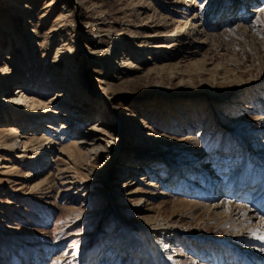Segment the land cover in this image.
<instances>
[{
    "label": "rangeland",
    "instance_id": "rangeland-1",
    "mask_svg": "<svg viewBox=\"0 0 264 264\" xmlns=\"http://www.w3.org/2000/svg\"><path fill=\"white\" fill-rule=\"evenodd\" d=\"M80 1L79 5L75 0H0V58L5 54L10 57L7 61L10 73L5 83L9 82L11 94L16 87L24 85L35 88L44 96L54 97L63 81L72 85L75 80L76 92L93 97L84 99L87 100L85 106L73 92L71 104L77 102V108L66 107L64 96L59 97L64 105L51 101L50 113L55 125L66 113L78 116L81 123L71 129L72 133L70 130L58 137L47 132L53 141L46 156L49 165L41 171L23 166L14 157L22 150L20 138L9 151L0 147V264H83L85 257H92L91 264H142L136 261L134 252L122 253L124 241L114 245L119 227L112 224L110 215L84 216L96 212L107 201V191L96 181L98 178L84 177L89 171L97 176L107 171L109 187L117 185L119 192L128 193L115 201L116 215L117 211L123 210L131 215L129 210L136 209L150 218L166 219L172 231L170 237H164L168 250L181 253L178 259L184 262L182 264H199L200 260L211 264L208 259H198L195 254L201 249L207 253L219 252V248L212 247L211 241L223 236V230L217 232L214 225L188 218L181 209L163 206L162 202L174 198L192 201L191 190L194 189L191 187L185 192L184 184L189 179H185L183 185L179 184L175 189L177 192L165 189L159 182L162 180V160L144 158L148 154L164 155L169 150L174 151L175 145L191 141L197 147L195 156L185 166L189 171L196 172L197 167H201L198 159L216 169L222 165L223 159L228 163L247 161L251 168L247 179L260 178L262 169L258 164L262 163L260 160L256 162L251 155L261 151L264 155V116L261 113L264 112V12L261 15L259 11L250 12L251 16L245 19L246 8L248 10L253 4L246 6L245 2L236 0L235 21L214 31L228 27L233 31L243 25L241 31L245 29V34L251 36L232 34L219 39V45L200 48L184 45L186 42L181 40L171 48L146 50L143 48L160 40L164 45L173 43L172 38H141L144 28L161 23L159 15L178 20L181 26H185L195 14L206 30L209 18L212 21L211 16L213 20L221 18L226 21L228 14L212 15L214 8L217 7V11L220 6L218 0ZM222 1L226 3V0ZM15 2L23 6L14 5ZM67 2L70 3L67 10L74 9L75 15L69 13L65 32L50 42L48 32L56 30L60 8ZM239 2L243 5L238 6ZM256 8L261 11L264 5ZM143 23H146L145 27H141ZM25 25L35 27L34 37L27 39L43 42L44 52L38 46H30L28 40L25 53L14 52L15 39L25 37ZM175 25L165 30L171 32ZM116 42L119 44L114 45ZM119 45L122 46L120 50ZM139 46L142 49H138ZM114 49L119 55L113 63L115 66L110 67L107 61ZM55 52L58 60L67 58L64 63H59V68L49 66L55 60ZM89 53L95 55L94 60L89 58ZM120 65L125 67L119 69ZM103 93L112 99V104ZM27 121L10 118L9 121H0V126L5 130V136L12 131L11 127L17 128L15 133L19 136L37 137L43 133L44 118H39V127ZM238 133L246 138L248 149ZM74 134L94 138V146L98 147L97 151H87L89 147L78 146L80 153L75 164L72 157L59 153L62 145L74 140ZM42 147L39 151L33 149L37 158L35 162L40 161ZM136 152L143 154V163L151 167L149 175L132 170L137 164L133 162L137 160ZM94 158L96 160L92 162ZM45 175L51 176V184L46 181L44 185L31 187L33 183H41ZM152 178L158 179L155 180L156 186H146ZM234 178L233 175L232 180ZM124 179L125 183L122 182ZM69 180L76 181L75 185L70 187L64 183ZM194 184L203 187L198 180H194ZM219 187L221 196L217 199H222L227 192ZM90 190L97 194L86 195ZM252 194L249 192L248 195ZM140 197L148 201L142 203L143 209L135 207ZM128 203L132 206L124 207ZM206 204L210 207L209 203ZM41 209L47 217H43ZM128 214L123 217L128 218ZM199 239H205L207 243L196 245Z\"/></svg>",
    "mask_w": 264,
    "mask_h": 264
},
{
    "label": "bare ground",
    "instance_id": "bare-ground-1",
    "mask_svg": "<svg viewBox=\"0 0 264 264\" xmlns=\"http://www.w3.org/2000/svg\"><path fill=\"white\" fill-rule=\"evenodd\" d=\"M75 1L78 2L79 5L81 4L80 0H75ZM239 1H243V3L245 2L246 6L249 3L253 4L250 7L248 6V10L246 8L245 19L251 16L249 14L250 12L258 13L259 11L260 15L264 12V8H262L261 11L256 8L257 5L260 4L264 5V0H239ZM222 2H223L222 0H218L217 4L220 6L218 7L217 11H216L217 7L214 8L212 15L218 17L220 13L226 15L228 14L229 18L226 20L228 22H226L224 19L221 21L220 20L221 18H219L217 21L215 19L213 20L214 17L212 18V16H211L212 21H210V18L208 17L209 23H208V28L206 30H204L203 24H201L199 21L196 20L194 16L195 14L193 15L191 21H188L189 23L186 22L185 26H181V23L178 20H175L173 18H168L167 16L165 17L159 15V19H161V23L153 26V28H144L145 33L143 35L141 34L142 35L141 38H145V40L150 38L151 39L172 38L173 43H171L170 45L169 44L164 45L162 43L163 40H160L159 42L152 43L151 45H148L143 49L155 50L161 48H171L176 46L177 42L181 40L183 42H186L184 43V45L193 48H200L201 46H205V45L209 46L212 44H218L219 39H222L223 37L226 36H231L232 34L239 33L241 35H245L246 37L251 36L248 33L245 34L247 32L245 31V29L244 31H241V28L245 27L243 25L242 26L238 25L236 29H234L233 31H229L228 30L229 27H228V28L220 29L221 31L218 30L217 32H215L216 29L229 26L230 23H232V21H235L234 19L236 17V14L233 13L234 9L237 6V5L235 6V4H237L236 0H226V3L224 4ZM243 3L239 2L238 6H242ZM14 5L19 7L23 6L22 3H17V2H15ZM69 5L70 3L67 2L61 6L60 8L61 14L56 19V21L59 23L55 28L56 30H54V32L51 31L48 32L49 33L48 39L49 40L51 39L50 42L55 41V39H57V37L62 32H65L64 31L66 26L65 21H66V17L70 15L69 13L71 12L72 15H75L74 9L67 10V7H69ZM225 17L227 18V16ZM167 20H170L171 22L168 23ZM27 21H28L27 23L30 22L29 19ZM173 24L174 25L176 24L173 31L168 32L165 30L167 27ZM145 25L146 23H143L141 27H145ZM154 27H158V28L155 29ZM24 32H25L24 38L15 39V44L13 47L14 52L18 54L25 53L28 46L27 40L30 41V46L32 47L38 46V48L40 47V51L42 52L45 51L46 47L43 44V42L39 43L35 39H27L29 37L31 38L34 37L35 27L30 25H25ZM251 42L252 41H250V43ZM118 44L119 42H116L114 45H118ZM121 47L122 46L119 45V50L121 49ZM138 49H142L141 46H139ZM56 53L57 52L54 53L55 60H53L49 64L50 67L55 65L56 67H58L59 63H64L63 61L67 60L66 57H64L62 60L60 59L58 60V55ZM118 55L119 54H117L116 49H114L113 54H111V58H109V60L107 61L110 67L115 66V64L113 63L117 61ZM88 56L93 60L95 59L94 54L89 53ZM110 59L112 60L110 61ZM9 60L10 57L6 54L2 58H0V106H2L0 107V121L5 122L6 120L9 121L10 118H13L14 120L20 118L25 121L29 120L27 122H30L34 126L37 125V122H39V118H44L46 122H44L42 125L44 126V131H42L43 133H41L37 137H33V136L31 137L28 134H20L21 136H19V134L15 133L18 131L17 128L15 127H11L12 131L8 132L5 136V134H3L5 130H3L0 126V147L4 151H9L13 146V144L17 142V139L20 138L19 142L21 144L22 150H19V153L16 154V156L14 157L18 159V162L23 166L32 167L38 172L41 171L44 167L45 168L48 167L49 165V161H47L46 156H47V151L49 150L53 139L50 137V135L47 132L50 131L52 135L58 137L61 134L70 131L71 129L74 130L75 128H77L78 124L80 125L81 123L78 122L79 121L78 116L72 117L69 113H66L63 117V120L55 125L54 124L55 120H52L53 119L51 118L52 114L50 113L51 101H57L55 103L56 105H64L63 103H61V99L59 98L60 96H64L66 101L65 104L66 107L77 108L78 107L77 102H75L76 104L74 105L71 104V99L74 93H77L76 97L78 98V100H80V104L82 103L81 105H85V106L87 105L85 104L87 100L84 99L91 96L90 95L82 96L81 92H76L75 80L73 81L74 84L69 85V81L67 79L66 80L68 82L66 81L62 82L59 88L60 90L57 91V93L55 92L54 97L44 96L43 94L37 92L35 88L33 87L29 88L24 85H19L18 87H16L11 94V90L9 89L8 86L9 82L5 83V80L7 79V76L10 73V69L7 63V61ZM123 64L126 65V62H123ZM65 65L66 63L63 64V66ZM124 67L125 66L120 65L119 69H123ZM66 87L68 88L67 90H65ZM63 91H68V92H63ZM103 95L105 96L108 103L112 104V99L106 93H103ZM3 106H5L7 109L3 108ZM261 113L264 116V112ZM142 123L145 122L143 121ZM39 125L40 124H38L37 126L39 127ZM37 126L35 127V130L37 129ZM146 127L148 126L146 125ZM72 130L70 133L73 132ZM237 135L242 140V144H245L246 148L248 149L249 144L246 141V138L240 133H238ZM74 137L75 138L72 142L62 145L59 148L60 154L67 155L68 157H72L74 159L73 161L74 164L79 159L78 154L80 152H78L79 151L78 146L85 145L89 147L87 151L98 150V147L94 146L93 143L94 138L91 137L86 138L77 135H75ZM45 144H47V146L43 148L42 146H44ZM262 146H264V144ZM41 147L43 148V150L42 152L39 153L40 161L35 162L37 158L36 156H34L35 153L33 149H37L39 151L41 150L39 149ZM196 147L197 145L195 143L191 141H187L183 144L177 146L175 145L174 151L169 150L164 155L148 154L147 157L145 156L144 159L146 160H152L149 157H155L154 160L158 158L159 160H162L163 164L160 170V172L162 173V180L160 179L159 182L160 185L163 186L165 189L168 188L174 191L175 189H178L179 184L183 185L186 182L185 179H189L188 180L189 182L187 181L188 183L186 182L184 184V186L186 187L185 192H189L190 189L192 188L194 189L191 190V192H193L191 196V198H193L192 201L174 198L171 201L162 202L163 206L169 205L172 208L181 209V212L183 213L184 216L193 219L195 218L204 224L205 223L212 224L215 226L217 232L223 230L224 232L223 236L212 238L213 241H211L212 247H217L220 249V251L214 252L212 250L207 253L206 251H203V249H201V251L197 254L192 252L193 254H195V256L198 259H203L204 257L208 259V261H211V264H228L231 262H234L236 264H264V218H263L264 217V170H263L264 155L262 154L263 151H261L260 154H257L255 152L251 155V157L255 159L256 162L260 160L262 163V164L257 163L259 165L258 168L260 170L262 169V171H260L259 173L260 178L258 179L252 177L250 179H247L248 172L251 170L249 163L247 161L246 163H241V162L228 163V161L223 159L222 165L218 169H216V167L208 166V164L205 163L206 161H199L198 159V164L201 162L204 167H202V165L200 167L202 169L197 167L196 172L198 171V173H196L192 169H190L189 171L188 169L185 168V166H188L191 158L195 156ZM119 153H123V152H119ZM133 153L134 152L132 151L131 154ZM85 154H87V152ZM129 154L130 153H128L127 155ZM203 155L204 154H201L202 157H204ZM142 156L143 154L136 152L137 160L134 159L133 162L134 163L137 162V164H135L132 167V170L142 171L144 172L143 174L149 175L150 173L149 170H151V167H147L146 164L143 163L144 159L141 158ZM94 160H96V158H94L92 162ZM191 170L193 171V173L191 172ZM229 172L231 174L228 178H226L225 176ZM131 175L128 176V178H130ZM233 175L235 178L232 180ZM48 176L49 175H47L44 179L42 178L41 179L42 181L40 180L41 183L38 182L33 183L31 187L36 188L38 186L44 185L46 181L48 184H51L52 179L49 180L51 176L49 178ZM74 177L76 178V176ZM84 177L86 178L88 177V179H90L91 177H97L98 180L96 181L97 182L99 181L100 186H102L107 191L106 204L102 208H99V210H97L96 212H90L85 214L84 216L95 215V213H101L102 215L104 214L110 215L112 224L114 226L119 227L114 245L121 244L124 241V244H122L121 247L122 253L126 252V254H129L134 252V254L137 255L136 261L137 262L140 261V263L142 262V264L184 263L183 261L180 262L178 259L179 256H182V254L179 252L171 253L168 250L167 244L165 243L166 239L164 240V237L167 236L170 237L172 232L169 221H167L166 219H159V216L157 217L151 216L150 218V216L144 214L142 211L138 212L136 209L129 210L131 215H129L125 210H123L120 213L119 211H117V215H116L115 209L117 208V205H115V201H117L121 196L128 195V193L119 192L117 189V185L112 188L109 187L110 177L107 171H102V176H99V174L97 176L96 174H93L91 173V171H89L88 174H86V176ZM155 180L158 179L152 178L148 180L146 182V186L155 187L156 186ZM194 180H198L203 187H198L196 184H194ZM123 181L126 182L125 179L122 180V182ZM233 181H234V185H232ZM86 182H92V181L86 180ZM64 183L69 184V186L71 187L75 185L76 181L69 180ZM257 184L258 186L255 187ZM219 186H222L221 188L223 189V192H227L226 195L225 194L222 195L223 196L222 199L220 198L217 199V197L221 196V194H218V190L220 189ZM38 190L39 189H35V191ZM67 190H69V187ZM138 191L139 190H136L135 192ZM175 191L177 192V190ZM249 192L253 193L252 196L248 195ZM96 194L97 193L94 190H90L86 192V195L90 197ZM138 199L139 200L136 202L135 207L138 209L139 208L143 209L142 203H144L147 200L143 199V197H140ZM206 203H209L210 207L209 205L207 206ZM131 206H132L131 203L124 205V207H131ZM40 212L43 215V217H47L43 209H41ZM126 214L129 215L128 218H124ZM257 216L259 217V219L254 220L255 218H257ZM206 243L207 242H205V239H199L196 241V245L202 244L201 246H204ZM91 261H92V257L91 258L85 257L83 259V264H91ZM199 264H204V263L203 261L200 260Z\"/></svg>",
    "mask_w": 264,
    "mask_h": 264
}]
</instances>
